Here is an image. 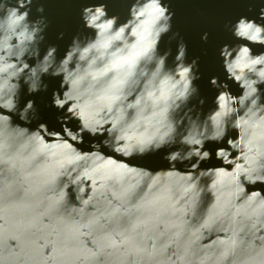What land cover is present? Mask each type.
Instances as JSON below:
<instances>
[{"label":"water","instance_id":"obj_1","mask_svg":"<svg viewBox=\"0 0 264 264\" xmlns=\"http://www.w3.org/2000/svg\"><path fill=\"white\" fill-rule=\"evenodd\" d=\"M0 264H264V0H0Z\"/></svg>","mask_w":264,"mask_h":264}]
</instances>
